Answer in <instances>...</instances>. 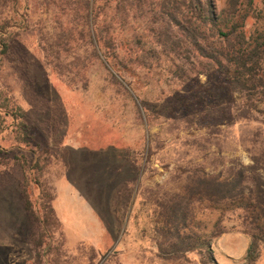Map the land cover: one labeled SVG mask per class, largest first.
<instances>
[{
  "label": "rangeland",
  "instance_id": "rangeland-1",
  "mask_svg": "<svg viewBox=\"0 0 264 264\" xmlns=\"http://www.w3.org/2000/svg\"><path fill=\"white\" fill-rule=\"evenodd\" d=\"M215 3L221 11L227 0ZM30 5V30L16 41L12 59L24 71L16 94L34 120L44 110L41 128L62 118L59 101L70 118L66 128L53 122L55 132L46 133L47 141L63 131L67 136V169L51 180L65 241L63 263L201 264L197 254L168 260L161 253L159 203L178 192L186 172L198 167L214 175L244 169L254 178L245 188L263 184L264 101L248 108V121L229 120L244 110L246 100L231 93L225 81L195 76L180 82L166 58L150 69L129 61L151 42L144 21L117 32L116 59L107 61L101 49L98 60L87 33L79 34L86 28L82 20L53 3L30 0ZM257 8L247 26L252 38L264 32V0H257ZM70 28H76V38L63 48L59 35ZM220 108L218 118L211 114ZM256 157L261 164L254 174L248 168L256 166ZM2 181L0 176V264H32L33 226L21 190ZM236 207L204 203L193 211L194 231L210 238L222 232L212 243L218 264L246 263L251 231L246 214ZM257 264H264V248Z\"/></svg>",
  "mask_w": 264,
  "mask_h": 264
},
{
  "label": "trees",
  "instance_id": "trees-1",
  "mask_svg": "<svg viewBox=\"0 0 264 264\" xmlns=\"http://www.w3.org/2000/svg\"><path fill=\"white\" fill-rule=\"evenodd\" d=\"M40 1L56 4L82 20L86 28L79 34L87 33L98 60L101 49L106 50L107 61L116 59L117 32L130 29L134 21H144L151 42L144 44L141 53L129 61L150 69L166 58L171 63L170 74L180 82H191L195 76L225 81L231 93L246 100L247 107L237 117L228 116L229 120L235 117L237 121H248V108L264 101V32L257 38L247 33L248 21L256 19L257 0H227L221 11L215 0ZM31 11L30 0H0V176L2 183L15 182L21 190L24 209L33 226L32 264H64L65 241L62 222L54 207L57 193L51 180L53 175L67 169L64 149L67 136L63 131L61 137L53 135L47 141L46 133L55 132L53 122L66 128L70 118L66 105L59 101L62 118L57 122L51 118V126L46 128L43 124L41 128L44 110L34 120L16 94L17 87H22L24 71L23 66L14 64L19 61L12 59L16 57V41L29 33ZM76 35V28L64 29L58 41L64 48ZM43 51L49 57L46 49ZM51 66L58 75L65 76L61 67L55 63ZM112 78L122 85L118 76L114 74ZM221 112L222 108L211 114L218 118ZM253 161L256 166L248 170L256 174L261 158ZM185 175L180 190L159 203L162 224L158 229L162 238L159 249L164 257L180 260L197 254L201 264H218L212 243L222 232H213L210 238L194 231L190 224L196 205L227 204L246 214L251 244L245 264H257L264 248V183L256 184L252 190L245 188L246 182H253L254 178L246 177L244 169L235 167L220 175L198 167Z\"/></svg>",
  "mask_w": 264,
  "mask_h": 264
}]
</instances>
